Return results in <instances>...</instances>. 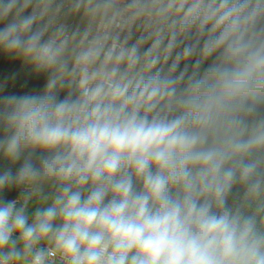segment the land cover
Segmentation results:
<instances>
[{"label": "clouds", "instance_id": "1", "mask_svg": "<svg viewBox=\"0 0 264 264\" xmlns=\"http://www.w3.org/2000/svg\"><path fill=\"white\" fill-rule=\"evenodd\" d=\"M0 264H264V0H0Z\"/></svg>", "mask_w": 264, "mask_h": 264}, {"label": "trees", "instance_id": "2", "mask_svg": "<svg viewBox=\"0 0 264 264\" xmlns=\"http://www.w3.org/2000/svg\"><path fill=\"white\" fill-rule=\"evenodd\" d=\"M11 70H12V69L7 68V67L3 69V71H11ZM31 83H32L33 85L38 84V82H36V81H32Z\"/></svg>", "mask_w": 264, "mask_h": 264}]
</instances>
